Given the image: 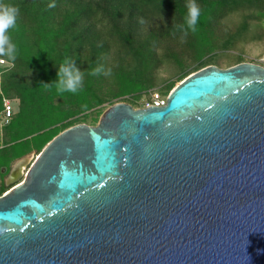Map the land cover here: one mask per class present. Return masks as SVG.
<instances>
[{"label": "water", "instance_id": "1", "mask_svg": "<svg viewBox=\"0 0 264 264\" xmlns=\"http://www.w3.org/2000/svg\"><path fill=\"white\" fill-rule=\"evenodd\" d=\"M0 264H264V66L60 132L0 195Z\"/></svg>", "mask_w": 264, "mask_h": 264}, {"label": "rangeland", "instance_id": "2", "mask_svg": "<svg viewBox=\"0 0 264 264\" xmlns=\"http://www.w3.org/2000/svg\"><path fill=\"white\" fill-rule=\"evenodd\" d=\"M212 1L226 3L228 11L213 31L205 27L204 18L198 20L196 31L191 32L195 39L193 49L187 50L183 45L184 39L164 38L156 48L155 58L150 64L129 48L112 49L106 54V61L112 68L111 71L116 72L109 76L97 79L96 76L89 75L88 72L93 67L88 60L84 64H76L84 72V78L82 87L75 94L58 93L54 86H50L47 89L41 87L40 94L36 96L35 90L40 76L38 69L17 67L5 60L0 65V193L24 180L41 150L54 135L79 123L98 125L104 113L118 102H127L135 108H142L147 102H151L156 93L167 99L180 82L212 65L228 68L241 62H253L264 66V0ZM163 20L165 18L148 20L139 35L144 37ZM37 36L35 30L29 27L24 30L20 40L21 46L30 49L34 55L42 47ZM56 51L55 47L52 53ZM116 73L120 74V78L116 77ZM11 79L17 80L18 84L6 92L4 83ZM91 80L95 94L103 102L98 103L88 91L87 85ZM53 82L50 80L46 84ZM19 84L35 100L29 104L30 108L26 106L29 110H26L22 128L17 132L20 137H15L16 132L7 129V125L24 106L16 96V89L21 88ZM45 97L46 106L36 111V101L43 104ZM54 113L57 114L56 117ZM21 160L26 161L24 169L11 182L13 167Z\"/></svg>", "mask_w": 264, "mask_h": 264}, {"label": "trees", "instance_id": "3", "mask_svg": "<svg viewBox=\"0 0 264 264\" xmlns=\"http://www.w3.org/2000/svg\"><path fill=\"white\" fill-rule=\"evenodd\" d=\"M5 3H12L20 8L15 27L9 29L12 42L18 49L17 58L12 63L17 67L38 69L40 76L36 85V96L40 94L42 84L56 80L59 62L65 57H70L75 64L79 62L84 64L88 60L93 68L103 65L107 70L112 68L106 61V54L112 49L129 48L150 64L155 58L156 48L164 38L184 39L183 45L188 48L187 50L195 46L194 35L186 23L189 0H5ZM52 4L55 6L50 7ZM195 4L199 8L198 20L204 18L205 27L210 31H213L228 11L226 3L212 0H195ZM154 18L165 20L141 37L139 31L143 25ZM29 27L35 30L42 46L35 55L30 49L21 46L20 40L24 30ZM55 47L57 51L53 54ZM2 58L8 60L6 57ZM94 76L99 79L105 75ZM117 76L120 78L119 73H116ZM17 84V80L14 79L5 81L6 92L9 88H15ZM87 88L98 103L104 101L95 94L93 81ZM25 89L22 86L16 89L18 94L16 96L24 106L7 125V129L16 132L15 137H20L17 132L21 130L25 120L28 109L26 106L30 108L29 104L35 100L30 92L27 93L29 96L26 94ZM46 98L43 104L36 101V111L46 106L44 105L47 103ZM56 115L54 113L55 117ZM6 190L8 189L2 190L0 195Z\"/></svg>", "mask_w": 264, "mask_h": 264}, {"label": "clouds", "instance_id": "4", "mask_svg": "<svg viewBox=\"0 0 264 264\" xmlns=\"http://www.w3.org/2000/svg\"><path fill=\"white\" fill-rule=\"evenodd\" d=\"M52 4L50 7H54ZM188 13L186 23L188 28L196 31V25L199 17V8L195 4V0H189L187 5ZM20 14V8L12 3H5L0 0V57H6L9 61L14 62L18 55V49L9 35V29L15 27L16 19ZM5 63L4 59H0V65ZM89 75L103 74L111 75V69H105L103 65L91 69ZM56 80L51 84H42L44 88L54 86L58 93L71 92L77 93L82 87L84 72L76 66L70 57H65L59 62L56 72Z\"/></svg>", "mask_w": 264, "mask_h": 264}, {"label": "built area", "instance_id": "5", "mask_svg": "<svg viewBox=\"0 0 264 264\" xmlns=\"http://www.w3.org/2000/svg\"><path fill=\"white\" fill-rule=\"evenodd\" d=\"M166 103V99H163L159 93H156L153 97L151 102H147L145 107L151 106V105H164ZM9 109V108H8Z\"/></svg>", "mask_w": 264, "mask_h": 264}, {"label": "bare ground", "instance_id": "6", "mask_svg": "<svg viewBox=\"0 0 264 264\" xmlns=\"http://www.w3.org/2000/svg\"><path fill=\"white\" fill-rule=\"evenodd\" d=\"M25 164H26V161H25V160H21V161H19V162L15 165V167H14V171H13V174H12L11 178H15V177L18 176L20 173H22Z\"/></svg>", "mask_w": 264, "mask_h": 264}]
</instances>
